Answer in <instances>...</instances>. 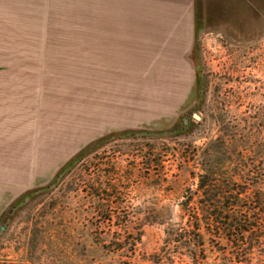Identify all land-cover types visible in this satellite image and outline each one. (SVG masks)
<instances>
[{
	"label": "rangeland",
	"instance_id": "rangeland-1",
	"mask_svg": "<svg viewBox=\"0 0 264 264\" xmlns=\"http://www.w3.org/2000/svg\"><path fill=\"white\" fill-rule=\"evenodd\" d=\"M193 4L188 52L126 0H0V89L58 163L0 205V264H264V0ZM123 130L156 135L110 136ZM211 142L214 191L245 189L263 212L250 251L169 236L184 204H217L198 191Z\"/></svg>",
	"mask_w": 264,
	"mask_h": 264
},
{
	"label": "crops",
	"instance_id": "crops-1",
	"mask_svg": "<svg viewBox=\"0 0 264 264\" xmlns=\"http://www.w3.org/2000/svg\"><path fill=\"white\" fill-rule=\"evenodd\" d=\"M118 1L122 3V0H113L115 4ZM126 1L129 2L130 9H122L121 12L154 14L161 23L164 21V27L170 31L171 37L176 38L178 30H181L188 52L193 49L195 37L193 0H143L146 6L152 5L153 8L145 10L141 9L142 0ZM139 6L141 8L137 9L136 7ZM9 96V89H0L1 206L9 205L24 192L42 185L43 178H49L58 168L57 161L53 164L47 161L51 159L50 153L43 157L41 146L37 145L36 139L27 141L26 115L11 113ZM57 154L55 153L56 157ZM43 158H45L44 162Z\"/></svg>",
	"mask_w": 264,
	"mask_h": 264
},
{
	"label": "trees",
	"instance_id": "trees-1",
	"mask_svg": "<svg viewBox=\"0 0 264 264\" xmlns=\"http://www.w3.org/2000/svg\"><path fill=\"white\" fill-rule=\"evenodd\" d=\"M168 133H172V130ZM137 134L154 136L156 132L123 130L110 134V136L134 137ZM104 138L96 141H103ZM217 142L220 143L219 148L225 147L224 142ZM217 142L209 143L206 149L200 153L199 157L206 162L202 169L203 174L198 177V191L204 193L206 198L209 197L210 202L213 198V200H217V204L202 203L191 211L188 208V204H184L182 211L190 214L185 227L180 228L176 233L171 232L169 236L173 239V242L183 245L187 251H202L203 245L199 244L206 236V238H213L221 243L223 242L230 251H248V249L250 251L254 244H260L263 239V237L258 236L262 231L261 217L263 212L261 207H254L252 208L253 211L250 209L258 199H253V196L248 195L245 189H231V184L227 183L226 185H219L220 188L214 191L213 182L217 175L212 166V163L214 164L212 156L209 154L211 148ZM89 146L81 149L65 165L80 158ZM65 165L57 172L56 176L61 173ZM251 186L254 188L253 185ZM32 191L35 192L37 190ZM204 217H206V222L203 220Z\"/></svg>",
	"mask_w": 264,
	"mask_h": 264
},
{
	"label": "water",
	"instance_id": "water-1",
	"mask_svg": "<svg viewBox=\"0 0 264 264\" xmlns=\"http://www.w3.org/2000/svg\"><path fill=\"white\" fill-rule=\"evenodd\" d=\"M197 119V118H196Z\"/></svg>",
	"mask_w": 264,
	"mask_h": 264
}]
</instances>
